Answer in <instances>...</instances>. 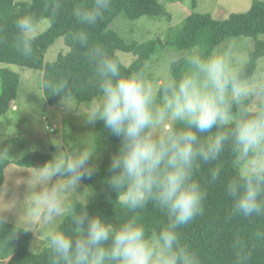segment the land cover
<instances>
[{"label":"clouds","instance_id":"obj_1","mask_svg":"<svg viewBox=\"0 0 264 264\" xmlns=\"http://www.w3.org/2000/svg\"><path fill=\"white\" fill-rule=\"evenodd\" d=\"M61 7L54 0L53 15ZM111 0H93L89 8L76 7L73 16L86 26L102 20ZM17 50L24 57L33 54L36 22L25 16L16 21ZM75 39L87 44L88 35ZM95 63L98 95L83 113V121H97L121 139L119 151L111 157L108 184L122 207L131 212L154 203L167 216L158 231L146 232L138 215L118 228L87 212L91 187L80 198L81 211L69 210L75 234L49 233L52 264H199L194 253L181 246L177 229L203 213L206 193L195 180L198 162L216 161L230 142L239 169L226 185L233 199V211L245 217L264 214V84L242 77L234 64L230 46H218L210 54L192 48L182 56L186 68L180 79L170 78L154 88L144 73L122 75L121 65L100 47L89 52ZM175 56L168 65L178 63ZM255 97L259 106L250 112L243 102ZM234 105L240 106L239 115ZM183 125V128H177ZM215 129V131H213ZM203 134H210L202 139ZM55 146L60 147L56 141ZM95 147L75 153L60 151L40 167V178L50 190L33 199L43 208L48 221L64 214L63 195L76 193L81 181L97 171ZM213 180L220 169L210 172ZM53 177L60 178L52 185ZM5 220L0 218V224Z\"/></svg>","mask_w":264,"mask_h":264},{"label":"trees","instance_id":"obj_2","mask_svg":"<svg viewBox=\"0 0 264 264\" xmlns=\"http://www.w3.org/2000/svg\"><path fill=\"white\" fill-rule=\"evenodd\" d=\"M53 3L54 0H0V62L41 70L42 93L48 104H53L64 97H74L78 104H89L92 98L98 95L95 63L89 56L90 50L95 47L102 48L107 55L118 61L124 76L143 72L152 54L159 46L165 44L183 51L199 48L207 55L226 38L233 36L253 38L254 43L248 53V59L238 70L241 76L248 80L256 71L257 60L264 56V40L259 38V35L264 34L262 0H252L246 11L232 12L223 19L213 18L209 13L191 11L165 41L156 38L142 42L125 41L110 25L119 15L130 20L144 15H164L166 12L160 0H111V7L105 12L103 19L91 27L79 23L73 16V9L89 8L93 0H60L61 7L55 15L52 11ZM194 5L193 0L192 7ZM25 16L32 17L36 25L42 18H47L50 22L43 32L37 34L30 57L22 56L16 46L19 39L16 21ZM82 31L88 35L86 45L75 39ZM59 37L63 38L69 48L68 51L58 54L53 61L45 62L47 49ZM118 50L134 54V59L129 65L121 62L116 53ZM178 60L179 62L170 68L171 76L177 80L186 68L182 58ZM19 82L18 72L8 68L0 69V116L7 112L10 103L16 98ZM249 103L250 98L243 102V106L248 110ZM233 111L238 116L240 106L234 105ZM94 125L98 132L97 139L105 138L114 148L113 155L116 154L121 139L112 135L103 126V122L97 121ZM209 135L203 134L201 138L206 139ZM52 158L54 156L51 152L41 154L35 151L14 162L20 166L40 168ZM7 163L0 165V183L3 181ZM198 163L199 168L194 171L193 178L200 183L206 193L203 213L177 229L180 233L181 246L194 253L199 264H264V214L245 217L242 213L234 212L233 199L226 191L227 183L235 179L239 172L231 143H226L224 151L216 161ZM109 168L110 162L105 169L96 171L91 178L85 177L81 181L90 186L94 193L87 201L88 214L99 216L117 228L132 215H138L146 232L149 233L165 226L167 223L165 212L152 202L135 213L121 206L117 194L108 184V178L112 175ZM214 168L220 169V175L216 180L210 175ZM71 209L80 212L82 210L80 201L73 200L68 204L66 214L53 231L75 234L73 221L68 215ZM29 238L30 233L26 232L23 239L18 241L6 264H52L53 254L48 236L41 250L37 252L30 250Z\"/></svg>","mask_w":264,"mask_h":264},{"label":"rangeland","instance_id":"obj_3","mask_svg":"<svg viewBox=\"0 0 264 264\" xmlns=\"http://www.w3.org/2000/svg\"><path fill=\"white\" fill-rule=\"evenodd\" d=\"M160 1L164 5V15H144L134 20L119 15L110 27L125 41L142 42L156 38L165 41L191 11L209 13L213 18L223 19L232 12L246 11L252 3V0H194L192 7L193 0ZM49 23V19L42 18L36 25L37 34L43 32ZM259 38L264 40V34ZM253 43V38L233 36L218 46L232 47L234 64L239 70L247 61ZM68 49L63 38H57L47 49L45 62L55 60L58 54ZM185 52L168 44L159 46L142 73L154 88L159 89L172 78L168 58H182ZM116 53L124 65H129L134 59L131 52L118 50ZM1 68L16 71L20 76L17 96L7 112L0 116V165L8 162L0 183V218L5 220L0 224V264H6L26 232L30 233V250H41L49 233L62 221L68 204L87 196L90 187L81 182L76 193L64 194V214L48 221L43 217L40 202L33 199L36 193L50 190L49 183L40 178L42 170L20 166L14 161L35 151L41 154L51 152L55 157L60 151L71 154L95 147L93 160L97 171H101L110 162L114 148L105 138L97 139L95 125L84 123L83 113L88 104H78L74 97H64L53 104L46 102L41 88V70L0 62ZM249 81L264 84V56L257 60L256 71ZM258 106L259 101L255 97L250 98L249 110L254 111ZM56 141L60 142L59 148L54 144ZM59 182L60 178L53 177L51 184ZM90 197H87V201Z\"/></svg>","mask_w":264,"mask_h":264}]
</instances>
